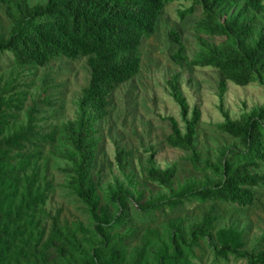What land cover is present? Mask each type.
<instances>
[{
  "label": "trees",
  "instance_id": "obj_1",
  "mask_svg": "<svg viewBox=\"0 0 264 264\" xmlns=\"http://www.w3.org/2000/svg\"><path fill=\"white\" fill-rule=\"evenodd\" d=\"M176 1L181 0H45L33 6L31 0H0L13 25L9 37L0 36V55L12 56L14 65L23 70L44 68L60 57H84L91 71L77 117L49 135L39 131L38 116L41 107H53L51 99L40 96L34 100L27 110L26 123L12 131L10 119L14 112L25 108V86L17 79L0 84V264H69L65 253L72 246L80 255L78 263L72 264H191L193 249L206 239L214 241L216 264L233 258L264 264V250L248 251L244 233L238 228L215 230L218 217L212 211L204 213L202 220L188 230L174 224L169 244L159 248L156 245L162 240L161 234L147 232L128 258L123 244L129 236L122 233L123 220L118 215L129 201L146 214L179 209L191 202L253 206L255 190L264 185V173L260 172L264 164V106L239 119H231L222 110L225 120L218 130L237 144L223 149L217 163L209 165L215 180L189 183L169 196L148 201L142 195L136 198L121 183L100 196L102 172H94L100 144L98 125L109 115L111 96L117 86L139 74L143 41L156 34L163 10ZM184 1L192 6L180 11L181 19L194 14L197 7L202 10L194 28L199 37V53L190 60L181 35L172 31L170 39L178 45L172 60L182 68L220 72L222 102L228 83L246 87L259 82L264 87V0ZM203 36L222 41L211 43ZM167 88L180 108L185 127L169 118L171 133L166 143L189 152L194 168L201 169L196 143L201 111L195 107L190 113L179 74L167 81ZM56 142L63 147L58 149L60 158L70 164L62 170L69 176L68 187L93 221L92 228L81 227L82 242L75 233L74 243L55 232L45 240L46 232L35 225L51 189L50 184L42 188L39 182L41 144ZM131 157V151L116 152L121 172L128 169ZM148 164L149 181L172 189L177 166L161 169L153 154Z\"/></svg>",
  "mask_w": 264,
  "mask_h": 264
},
{
  "label": "rangeland",
  "instance_id": "obj_2",
  "mask_svg": "<svg viewBox=\"0 0 264 264\" xmlns=\"http://www.w3.org/2000/svg\"><path fill=\"white\" fill-rule=\"evenodd\" d=\"M45 3V0H31V5ZM190 2L176 1L167 5L157 24L156 34L143 41L141 47L142 65L140 72L130 81L118 85L111 96L109 115L98 125L100 144L94 172H102V190L104 196L118 183L132 190L135 197L143 196L148 201L161 196H169L189 183L206 184L215 180L209 165H215L225 148L234 147L237 142L218 130L224 122L223 111L231 119H239L257 107L264 106V87L254 82L246 87L227 84L224 101L219 95L222 81L220 72L213 69H194L179 67L172 56L178 45L170 39V32L181 35L185 45V55L194 59L199 53L195 24L200 20L201 7L194 14L181 19L180 11L191 7ZM225 19V17L223 18ZM12 23L6 16V9L0 4V36L9 37ZM211 43H220V39L203 36ZM180 75L181 90L186 98L190 113L195 107L202 117L197 130V150L201 158V169H195L191 163V154L169 147L166 138L171 133L169 118H175L184 129L181 111L170 91L167 81L174 75ZM91 71L88 59L80 57L71 60L57 58L44 68L19 69L10 55H0V84L13 79L24 84L25 108L14 112L10 119L14 131L26 123L27 110L40 96L49 97L53 107H41L39 131L42 135L56 132L63 124L77 117L82 91L90 82ZM58 138V136H56ZM40 184L42 188L51 185L49 198L39 209L35 225L39 231H45L47 240L52 232L74 243L72 234L82 242L84 234L81 227L90 229L93 221L86 207L68 187L69 176L62 170L70 164L60 158L63 150L60 142L41 144ZM58 149H60L58 151ZM125 149L132 152L130 164L121 172L116 163V152ZM153 154L156 166L166 169L176 165L178 173L173 188L166 189L149 181L148 159ZM260 172L264 173V164ZM256 202L251 207H239L223 203L191 202L175 210L142 213L133 201L118 215L122 218V233L128 235L124 248L131 258L144 235L149 231L161 234L157 248L169 244V234L174 224L186 230L202 220L204 213L212 211L218 217L216 231L224 228H238L244 233L248 251L264 250V185L256 190ZM62 240V241H64ZM214 241L202 240L189 257L191 264H216L212 249ZM87 247V244H84ZM65 257L69 264L78 263L79 251L72 246L67 248ZM55 254V251H51ZM72 262V263H71ZM152 264V263H151ZM248 264L246 261L230 259L228 263Z\"/></svg>",
  "mask_w": 264,
  "mask_h": 264
}]
</instances>
